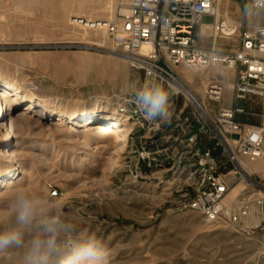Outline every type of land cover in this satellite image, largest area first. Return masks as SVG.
<instances>
[{"label":"rangeland","instance_id":"374dc122","mask_svg":"<svg viewBox=\"0 0 264 264\" xmlns=\"http://www.w3.org/2000/svg\"><path fill=\"white\" fill-rule=\"evenodd\" d=\"M39 1L0 0V66L3 73L10 72L15 76L17 84L32 83V94L51 104L57 103L58 110L63 108L60 104H65L67 110H79L89 104V97L93 94L116 102L117 106L124 99L133 98L136 87L149 80L141 69L119 56L124 69L121 78L119 75L98 74L96 67L107 66L108 58L113 57L110 42L98 46L71 37L68 30L73 24L68 21L74 17V10L66 17L65 27L57 19L54 9ZM123 1L113 0L110 17ZM236 3L241 6L240 0H223L221 12L227 10L229 16L238 22L264 23V13H250L246 17L243 6L239 11ZM202 21L211 23L213 16L204 15ZM212 41V31L199 35V43L203 46H212ZM236 44V37L217 38L214 46L232 48ZM86 59H93L94 65L82 73L78 63ZM65 65L68 67L64 69ZM216 73L225 83L223 96L220 101H209L208 104L213 107L229 105L232 98L227 83L232 75ZM185 80L203 98L200 85ZM181 101L179 98L178 102ZM23 107L17 108L13 116L16 120L19 116L23 118L14 131L25 141L22 150L26 149V153L17 154L22 171L0 192V220L9 218L11 209L6 206V198L21 178V185L40 194L46 203L63 208L75 217L83 232L101 239L109 250L110 264H264V254L253 256L257 250L255 245L246 246L264 234V222L247 231L233 232L230 230L235 229L233 227L206 223L190 209H177L176 199L167 200L163 186L158 189L161 196L144 195L149 191L142 184L154 185L156 180L132 178L130 170L134 162L127 156L131 139L120 150L114 164L110 162L114 156L113 148L107 142L106 146L96 149L90 165L84 153H77L78 150L87 151L89 147H82V142L72 143L63 136L64 125H52L51 120L38 118L34 111ZM21 111L26 113L22 116ZM73 163H81V166L75 170V175H67L65 169ZM241 183L238 181L234 186L235 193L240 191ZM50 185L57 187L59 193L47 199L44 194H49ZM262 209L264 211V203ZM245 222L246 219V227ZM214 227L218 228L202 231ZM245 238L248 241L244 243ZM236 241L240 242L236 244ZM240 243L242 246L237 247ZM0 264L14 262L11 256H0Z\"/></svg>","mask_w":264,"mask_h":264},{"label":"built area","instance_id":"2783aa9c","mask_svg":"<svg viewBox=\"0 0 264 264\" xmlns=\"http://www.w3.org/2000/svg\"><path fill=\"white\" fill-rule=\"evenodd\" d=\"M217 1L124 0L99 29L112 50L131 58L148 81L158 80L173 93V117L167 124L146 121L133 98L116 106L133 124L127 155L134 162L132 178L156 180V191L163 186L177 209H190L208 224L247 231L244 220L250 213L264 222V23H227L214 11ZM248 6L256 7L252 0ZM204 15L213 21L204 23ZM207 24L213 35L210 47L199 43ZM234 37L233 49L214 46L217 38ZM181 65L209 71L205 85L195 83L203 98L187 83ZM216 72L232 75L229 105L208 104L223 96L225 83ZM255 158L260 169H247L244 161ZM238 181L243 187L229 198ZM58 193L50 185L49 194Z\"/></svg>","mask_w":264,"mask_h":264},{"label":"bare ground","instance_id":"6f19581e","mask_svg":"<svg viewBox=\"0 0 264 264\" xmlns=\"http://www.w3.org/2000/svg\"><path fill=\"white\" fill-rule=\"evenodd\" d=\"M39 2L53 8L57 14V19L64 24L65 27L66 17L74 10V17L70 18L69 21L67 19L68 22L74 25L68 30L70 34L67 32L71 37L80 38L86 40L87 43L96 44L98 46L109 43L107 42L108 40H106L107 38L104 32L100 30L99 27L104 21L110 19L111 13L114 9L113 0H40ZM222 2L223 0L217 1L214 11L218 15H224L225 21L231 23L234 20L229 16L228 11L226 10L224 13L221 12L220 5ZM210 27V24L203 26L202 32L208 34L211 33ZM110 51L113 57L119 56L131 61L130 58H127L122 54L119 55L114 50ZM113 57L110 59L108 58L107 66L105 65L102 68L96 67L98 74L100 72L110 75H123V65L118 60V57ZM78 65L80 66V72L86 73L87 70L94 65V61L93 59H86L80 61ZM67 67L68 65L63 66L64 69ZM179 70L187 80L190 82H197L201 86L205 85L209 75L208 70L198 71L190 69L184 65L179 66ZM217 70L218 69L216 68L213 69V71ZM94 75L97 76V74ZM119 78H121V76ZM90 79L92 80L93 78ZM85 80H87V78ZM227 85L230 86L229 83H227ZM32 93V83L24 85L17 84L15 82V76L10 72L3 73V69L0 66V192L5 186L13 183L14 179L22 171L19 167L20 164H18L17 154L19 153L20 156L22 151L26 150H22L25 141L18 138L19 135L14 131V128L16 125L22 123L23 118L19 116V120H16L13 116L14 111L21 106H24L22 108L24 110L34 111L38 118L51 120L49 123L52 125H64L63 130H61L63 136H67L72 143L82 142L84 144L82 147H89L87 151L78 150L77 153H84L87 156L85 159L88 160V164L90 163V165H92L91 162L94 160L96 149L99 146H106L108 142L113 148L112 152L114 154V156L110 158V162L111 164H114L118 153L127 144L129 131L132 127V123L128 119L127 114H119L117 112L116 102H109L107 99H103L99 95L93 94L89 97V104L84 108H80L79 110H67L65 109V104H60L63 108L58 110L57 103L53 102L51 104L49 101L36 97ZM22 113L25 114L26 112L21 111L20 114L22 115ZM77 135L83 138L80 139ZM17 150H19V152ZM81 158H83V155ZM244 165L249 170L258 171L261 166V161L258 158L246 159ZM80 166L81 163H73L70 167H66L65 170L68 172L67 175H75V170H78V167ZM56 169L58 170V168ZM20 181L21 178L15 183L20 184ZM142 186L145 190L149 191V193H144V195L151 194L153 196L157 194L158 196H161V193L156 191L155 185L142 184ZM239 187H243V182ZM234 188L235 187L230 191L229 198H232L237 194L233 191ZM44 195L48 196L47 199L50 198L49 196H52L50 194ZM261 220L262 219L259 215L250 213L245 222L247 230L251 227L259 226ZM217 228L218 227L211 229L208 228L202 231H212ZM230 230L238 232L236 229L230 228ZM242 241H248V238H245ZM239 242L240 241H236L235 243L237 244ZM252 243L255 245V248H257V250L252 253L253 256L264 254V234L259 235L258 240H255V242H248L246 246L252 245ZM241 244L242 243L238 244L237 247L242 246Z\"/></svg>","mask_w":264,"mask_h":264},{"label":"clouds","instance_id":"9594fccd","mask_svg":"<svg viewBox=\"0 0 264 264\" xmlns=\"http://www.w3.org/2000/svg\"><path fill=\"white\" fill-rule=\"evenodd\" d=\"M248 0L247 15L264 9V0ZM169 87L146 81L133 91V100L149 123H169L173 117ZM9 218L0 220V256H11L14 264H110L109 250L95 234L83 232L74 216L46 203L40 194L17 184L6 198Z\"/></svg>","mask_w":264,"mask_h":264},{"label":"crops","instance_id":"0c3cea01","mask_svg":"<svg viewBox=\"0 0 264 264\" xmlns=\"http://www.w3.org/2000/svg\"><path fill=\"white\" fill-rule=\"evenodd\" d=\"M240 3H241V6H244V4L245 3H247L246 1H244V0H240ZM238 3H236V5H235V7L240 11V9H241V6L240 5H237ZM259 13H264V12H261V11H258V14ZM241 22V24L243 25V26H245V27H253L254 25L253 24H247V23H243L242 21H240ZM235 46H237V45H234V47ZM205 47H207V46H205ZM234 47H232V48H221V47H219L218 49H220V50H224V51H227V50H230V49H233Z\"/></svg>","mask_w":264,"mask_h":264},{"label":"trees","instance_id":"16d2710c","mask_svg":"<svg viewBox=\"0 0 264 264\" xmlns=\"http://www.w3.org/2000/svg\"><path fill=\"white\" fill-rule=\"evenodd\" d=\"M242 120L249 121V119H246V118H244V117L242 118Z\"/></svg>","mask_w":264,"mask_h":264}]
</instances>
